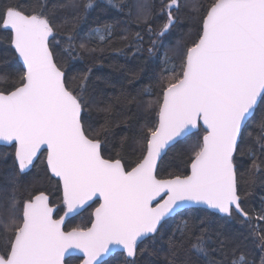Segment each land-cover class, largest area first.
Here are the masks:
<instances>
[{
	"label": "water",
	"instance_id": "95a60500",
	"mask_svg": "<svg viewBox=\"0 0 264 264\" xmlns=\"http://www.w3.org/2000/svg\"><path fill=\"white\" fill-rule=\"evenodd\" d=\"M3 28L12 33L25 81L0 93V146L16 145L21 172L31 171L46 152L66 209L56 219L50 198L34 197L0 264H66L70 258L103 264L117 254L131 259L140 241L189 209L222 216L236 211L247 218L234 156L264 97V0H218L209 9L182 78L164 91L145 156L130 171L105 159L101 144L85 134L83 109L56 64L47 20L11 10ZM200 127L206 131L203 148L189 174L160 179L168 151ZM97 202L89 228L65 230Z\"/></svg>",
	"mask_w": 264,
	"mask_h": 264
},
{
	"label": "trees",
	"instance_id": "16d2710c",
	"mask_svg": "<svg viewBox=\"0 0 264 264\" xmlns=\"http://www.w3.org/2000/svg\"><path fill=\"white\" fill-rule=\"evenodd\" d=\"M218 0H0V93L24 84L25 72L3 28L7 13L19 11L46 19L50 47L79 100L88 138L101 143L102 155L121 161L126 171L145 156L158 125L164 91L183 76L188 51L202 34L203 20ZM106 32L102 41L91 37ZM199 130L172 147L158 177H185L203 148ZM44 152L33 169L21 172L16 145L0 146V258L7 259L23 223L24 206L46 194L65 212L60 182ZM238 195L247 218L236 211L222 216L189 209L168 219L139 242L136 255L117 254L103 264H264V97L246 125L234 156ZM97 202L69 220L65 230H86ZM70 258L66 264H80Z\"/></svg>",
	"mask_w": 264,
	"mask_h": 264
},
{
	"label": "rangeland",
	"instance_id": "374dc122",
	"mask_svg": "<svg viewBox=\"0 0 264 264\" xmlns=\"http://www.w3.org/2000/svg\"><path fill=\"white\" fill-rule=\"evenodd\" d=\"M106 32L102 30H96L93 34H91V37L97 38L98 40L102 41L106 38Z\"/></svg>",
	"mask_w": 264,
	"mask_h": 264
},
{
	"label": "flooded vegetation",
	"instance_id": "af4514ba",
	"mask_svg": "<svg viewBox=\"0 0 264 264\" xmlns=\"http://www.w3.org/2000/svg\"><path fill=\"white\" fill-rule=\"evenodd\" d=\"M95 204H96V203H95ZM96 208H97V207H96ZM96 208H95V209H96ZM95 209H94V210H95ZM92 221H93V220H92ZM91 223H92V222H91ZM91 223H90V225H91ZM66 224H67V223H66ZM65 227H66V226H65ZM74 230H77V229H74ZM4 259H5V258H4Z\"/></svg>",
	"mask_w": 264,
	"mask_h": 264
},
{
	"label": "bare ground",
	"instance_id": "6f19581e",
	"mask_svg": "<svg viewBox=\"0 0 264 264\" xmlns=\"http://www.w3.org/2000/svg\"><path fill=\"white\" fill-rule=\"evenodd\" d=\"M91 140H92V139H91ZM94 141H95V140H94ZM96 142H99V141H96ZM99 143H100V142H99ZM100 144H101V143H100ZM117 161H119V160H117ZM109 259H110V258H109ZM109 259H108V260H109ZM108 260H107V261H108Z\"/></svg>",
	"mask_w": 264,
	"mask_h": 264
}]
</instances>
